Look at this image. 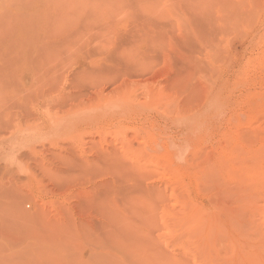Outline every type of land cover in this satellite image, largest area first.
Wrapping results in <instances>:
<instances>
[{
	"label": "rangeland",
	"instance_id": "rangeland-1",
	"mask_svg": "<svg viewBox=\"0 0 264 264\" xmlns=\"http://www.w3.org/2000/svg\"><path fill=\"white\" fill-rule=\"evenodd\" d=\"M35 1L0 0V264H264L230 243L263 198L218 161L236 137L264 145V0H44L38 19ZM230 7L248 25L228 44ZM164 144L178 183L141 154Z\"/></svg>",
	"mask_w": 264,
	"mask_h": 264
},
{
	"label": "bare ground",
	"instance_id": "bare-ground-1",
	"mask_svg": "<svg viewBox=\"0 0 264 264\" xmlns=\"http://www.w3.org/2000/svg\"><path fill=\"white\" fill-rule=\"evenodd\" d=\"M39 1H41V3L39 2ZM43 1L44 0H37V1H35V2H38L39 4H41V5H37V6H39L38 8H36L35 6H33L34 4H32V5H30V6H33L35 9H39V11L37 10V12H36V14H34L35 16H36V19H38V17H42L43 16V11L44 10H47V9H49L46 5H48V4H50V3H48V4H44L43 3ZM46 2H48L49 0H45ZM51 1V0H50ZM55 1V0H54ZM57 1V0H56ZM59 1V0H58ZM80 3H81V1H83V0H78ZM34 2V3H35ZM45 2V3H46ZM79 2L77 3L78 5H79ZM52 3V2H51ZM55 3V2H54ZM53 3V6L54 5H56V3L54 4ZM83 4L85 3V1L84 2H82ZM234 3H235V6H234V9H236V10H241L242 12H246L247 10H245V9H243V7L241 6V1L240 0H234ZM36 4V3H35ZM59 5V4H58ZM58 5H56L55 6V8L56 9H58L57 8V6ZM77 5V6H78ZM84 5H86V4H84ZM47 7V9H46V7ZM52 6V5H51ZM69 6H72L73 8H74V6L72 5V4H70ZM81 6H83L82 4L80 5V7ZM87 7H88V5H86ZM33 7H30V8H33ZM45 7V8H44ZM50 7V6H49ZM60 7V6H59ZM72 7H68V8H71L72 9ZM62 7H60L59 8V10L61 9ZM75 8H76V6H75ZM79 8V7H78ZM52 9V8H51ZM55 9V10H56ZM81 8H79V10H80ZM82 9L83 10H85L86 9V7L85 8H83L82 7ZM54 10V11H55ZM62 10V9H61ZM61 10H60V12H61ZM88 10V9H87ZM31 11V10H30ZM32 11H34L33 9H32ZM50 11H52V13H55V15L54 14H52V15H54L53 17L51 16V17H48V24H49V26H52V27H54L55 26V24L57 23L56 21L58 20V23H61L59 20H63V21H65L64 19L66 18V12H65V10H62V12L64 11V14H57L56 12H54L53 10H50ZM226 11H228V14H227V12ZM26 12H28V11H25L24 13L21 11L20 13H23V14H25ZM84 12H86V10L84 11ZM219 12V11H218ZM223 12V11H222ZM221 12V14H220V12H219V17H221L222 15L225 17H227V20H226V17H225V19H224V17L223 18H220L219 20L220 21H222V23L220 22V21H218L219 23L217 24V25H219V29L218 30H220V34H221V36H222V38H221V36H220V38H221V42H224V40L225 39H223L224 37H223V35L224 34H226V35H224L225 36V38H227L226 36H229L228 35V33L230 34V36L229 37H231V32L233 33V34H236V33H238L239 32V29H243L245 26H247L248 25V21L246 20V15L245 16H243V17H239L236 21H234L233 22V24H232V26H231V20L230 21H228L229 19H228V16H231V7L228 9V10H224V12H226V14L223 12L222 13ZM28 13H30V14H32L33 15V13H31V12H28ZM45 13H46V11H45ZM49 13V12H48ZM82 13H83V11H82ZM19 14V13H18ZM17 14V15H18ZM30 14H27V15H29L30 16ZM16 15V17H18ZM26 15V14H25ZM47 15H49V14H47ZM65 15V16H64ZM221 15V16H220ZM21 16H22V14H21ZM24 16V15H23ZM86 16H88L89 17V14L88 15H86ZM20 17V16H19ZM33 18H34V16H32ZM20 18H22V17H20ZM44 18H46V16H44ZM86 18V17H85ZM23 19H24V17H23ZM32 19V18H31ZM35 19V18H34ZM47 19V18H46ZM230 19H231V17H230ZM22 20V19H21ZM24 20H26V19H24ZM24 20H22V21H24ZM87 20V19H86ZM27 21V20H26ZM29 21V20H28ZM33 21V20H32ZM32 21H29V22H32ZM42 21V20H41ZM45 21V20H44ZM226 21V22H225ZM228 21V22H227ZM25 22V21H24ZM23 22V23H24ZM40 22V21H39ZM38 22V23H39ZM26 23H28V22H26ZM33 23L35 24V23H37V20H35V22L33 21ZM41 23H43V22H41ZM221 23V24H220ZM247 23V24H246ZM31 24V23H30ZM30 24H29V27H31L30 26ZM47 24V25H48ZM63 24H64V22H63ZM39 25H40V23H39ZM38 25V26H39ZM56 25H58V24H56ZM62 25V24H61ZM56 26L57 27V29L59 30V29H61L60 27H62V26ZM37 26V27H38ZM41 26H44V25H41ZM45 27V26H44ZM48 27V26H47ZM47 27H46V30H48L49 31V29H47ZM52 27H50V29L52 28ZM59 27V28H58ZM26 29H28L27 28V26H26ZM44 30H45V28H43ZM56 28H54V33L55 32H57L56 30H57ZM224 31H222V30ZM45 30V31H46ZM51 31V30H50ZM222 31V32H221ZM50 33V32H49ZM51 33H52V31H51ZM57 33H59V31L57 32ZM55 35H56V33H55ZM51 37H52V35H50ZM51 37H50V41H51ZM228 37V38H229ZM48 38H49V36H48ZM53 38V37H52ZM228 38L226 39V41H228ZM25 39V38H24ZM53 41L55 40V38L54 39H52ZM57 40V39H56ZM65 40V39H64ZM229 40H231V39H229ZM26 41V40H25ZM52 41V42H53ZM60 41V40H59ZM219 41V42H220ZM55 42V41H54ZM68 42V41H67ZM24 43H26V42H24ZM48 43H51V42H48ZM48 43H47V46H48ZM64 43H65V41H64ZM224 43H228L229 44V42H224ZM63 44V43H62ZM68 43H66V45H67ZM28 45V44H27ZM46 46V48H48ZM52 46L54 47V45L52 44ZM64 46V45H63ZM25 47H27V46H25ZM51 47V46H50ZM56 47H57V42H56ZM67 47V46H66ZM52 48V47H51ZM65 48V47H64ZM23 50H24V46H23ZM50 50V49H49ZM58 51H60V50H57V52ZM25 52V51H24ZM50 52V51H49ZM50 54V53H49ZM55 54H59V52L58 53H55ZM54 55V54H53ZM46 56V58H47V54L45 55ZM56 56V55H55ZM55 56H54V58H55ZM53 57V56H52ZM53 58V59H54ZM36 65H38L37 63H35ZM39 66V65H38ZM37 66V67H38ZM262 67V66H261ZM215 96V95H214ZM214 96H210V95H208L207 94V96H205V99L207 100V102L209 101V104H210V106H211V108H213V110L215 109H217L215 112H213V114H216V112H218L217 114H219V111L221 112V109H222V107L221 106H223V105H220V109H219V104H221V103H219L218 102V100H217V98H218V95H216V97H214ZM204 99V100H205ZM205 100V101H206ZM255 100V99H254ZM165 101H167V100H165ZM219 101H220V98H219ZM221 102V101H220ZM264 102V101H263ZM208 104V103H207ZM209 106V105H208ZM209 110H211L210 108H209ZM209 112V111H208ZM207 114V113H206ZM208 114H210V113H208ZM211 114H212V112H211ZM210 114V115H211ZM205 115V114H204ZM215 116V115H214ZM196 120V119H195ZM194 120V121H195ZM204 120H205V116H203L202 115V117L200 116V118L198 117V119L195 121L196 123H194L195 125H200V124H202L203 122H204ZM193 121V122H194ZM192 122V120L190 121V123L189 124H192L193 123ZM194 128H196V127H193V129ZM191 131V130H190ZM196 131V130H195ZM189 132V131H188ZM194 131H192V133H193ZM146 134H147V132H145ZM165 133V132H164ZM163 133V134H164ZM190 133V132H189ZM191 133V134H192ZM195 133L196 132H194V135H195ZM149 134V133H148ZM153 135H155V134H153ZM189 136V135H188ZM162 137V136H161ZM192 137V136H191ZM257 137V136H256ZM256 137L254 138V139H251V141L250 140H248L247 138L245 139V137H236V138H234V139H231V146L229 145V146H227V144L229 143L228 141H225V143H224V145L222 146V149L220 150V155H219V162H224L226 165H231V172H233V176H232V179L233 180H236V181H238V185L240 184L244 189H245V187L248 189V190H251V192H253L254 194L253 195H258V194H261V196H262V198H263V206H261L260 207V211H259V208H256V209H253L252 210V212L250 213L251 215H250V218L251 219H249V224H248V226H249V232H251L252 234L249 236V237H247V240H245L244 241V244L243 243H241V242H239V241H235V240H232V242L230 241V243L233 245V246H236V245H239V246H245L246 248L249 246V248H248V250L250 249V247H257V248H260L261 250H263L264 251V145L263 144H260L259 142H260V140L257 138V140H256ZM159 138V137H158ZM170 139V138H169ZM188 139V138H187ZM189 139H190V137H189ZM194 139V138H193ZM151 140H152V143L154 144V147H156V146H158V143H157V141H156V139H154V138H151ZM161 140V139H160ZM192 140V139H191ZM252 140H254V141H252ZM167 141V140H166ZM193 141V140H192ZM173 145V144H172ZM171 145V146H172ZM161 147V146H160ZM235 149H236V151L237 152H239V154H238V157H236V158H234L233 157V155H234V151H235ZM149 152L148 151H144L143 150V152H141V154H146V155H148L147 157H146V163L148 164V165H158L159 164V159L157 158L158 156H162V157H164L165 159H166V164L168 163L169 165H166V167H168V169L167 170H169L170 171V173H171V175H172V178H173V182H176V183H178V182H180L181 181V179H180V174H179V172H178V170L176 169V168H172V160H171V156H170V145L169 146H167V145H165L164 144V146H162V152L161 153H157L156 155H149L148 154ZM152 153V152H151ZM159 154V155H158ZM158 155V156H157ZM231 155V156H230ZM225 156H226V158H225ZM154 158V159H153ZM224 158H225V160H224ZM145 190V189H144ZM145 193L146 192H148V193H146V197H148V198H151V197H153V196H151V195H149V192L150 191H144ZM252 195V194H251ZM147 205V204H146ZM150 211H152V209H151V207L147 210V212H150ZM182 212V211H181ZM167 214H169V213H167ZM182 215V214H181ZM186 215H188V217L192 220V222H191V225H190V227H192V228H194V230H199V229H201V228H203L204 230L207 228V226H204V224H202L199 220H198V222L196 221V220H194L193 219V217L191 216V213H186V214H184L183 216H186ZM182 216V217H183ZM248 228V227H247ZM26 229V228H25ZM27 229H28V227H27ZM26 231V230H25ZM36 231V230H35ZM28 233H30V231L28 232ZM30 236H31V234H30ZM35 235H33V237H34ZM32 237V236H31ZM32 237V238H33ZM36 237V236H35ZM38 237H39V235H38ZM30 238V237H29ZM37 238V237H36ZM65 238V237H64ZM37 240V239H36ZM63 240V239H62ZM38 241H40V243H41V240H38ZM204 241H206L207 243L209 242V239L207 238V239H204ZM31 242V241H30ZM30 242H29V244H30ZM45 242V241H44ZM47 242V241H46ZM33 243V242H32ZM34 243H36V246H39V244L37 245V241L36 242H34ZM45 244V243H44ZM43 244V245H44ZM47 244H49V243H47ZM35 245V244H34ZM47 246V245H46ZM40 247V246H39ZM48 247H49V245H48ZM31 248H32V246H31ZM33 248H35V247H33ZM43 248V247H42ZM46 249H47V247H45ZM44 248V249H45ZM51 249V248H50ZM49 249V250H50ZM68 249V248H67ZM242 249H243V247H242ZM19 250V249H18ZM43 250V249H42ZM55 249H51L50 250V253L52 254V251H54ZM60 250V249H59ZM64 249H62V251H63ZM244 250V249H243ZM242 250V251H243ZM22 251V250H21ZM44 251V250H43ZM57 251V250H56ZM64 251H66V250H64ZM63 251V252H64ZM47 252H48V249H47ZM58 252V251H57ZM62 252V253H63ZM67 252V251H66ZM244 252H246V251H244ZM243 252V253H244ZM251 253L250 254H252L253 252L252 251H250ZM17 253V252H16ZM20 253V252H19ZM60 253V252H59ZM247 253H248V251H247ZM247 253H244V257L243 258H241V262H243V264H245L244 262H247V264H256L257 263V260L262 264V258H261V256H260V258L257 256L256 257V254L255 253H253V254H255V255H253L252 254V256H250V254H249V256H248V254ZM28 254H29V252H28ZM42 254H44V253H42ZM50 254V255H51ZM66 254V253H65ZM20 255V254H19ZM54 256L56 255V254H53ZM64 255V254H63ZM27 256H29V255H26V257ZM45 256V255H44ZM67 256H69V255H67ZM39 257H40V255H39ZM46 257H47V255H46ZM49 257V256H48ZM70 257V256H69ZM249 257V258H248ZM252 257V258H251ZM42 258H44V257H42ZM71 258V257H70ZM245 258H246V261H245ZM248 258V259H247ZM25 259V258H24ZM262 261H260V260ZM27 260V259H26ZM25 260V261H26ZM42 260V259H41ZM48 260V259H47ZM48 263H50V261H47ZM54 262V261H53ZM259 262H258V264H259ZM36 263V262H35ZM39 263V262H38ZM41 263V262H40ZM43 263V262H42ZM45 264H46V262H45ZM77 264V263H76ZM80 264V263H79ZM87 264V263H86Z\"/></svg>",
	"mask_w": 264,
	"mask_h": 264
}]
</instances>
